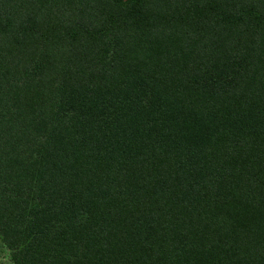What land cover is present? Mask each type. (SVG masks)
<instances>
[{
	"label": "trees",
	"instance_id": "16d2710c",
	"mask_svg": "<svg viewBox=\"0 0 264 264\" xmlns=\"http://www.w3.org/2000/svg\"><path fill=\"white\" fill-rule=\"evenodd\" d=\"M0 242L264 264V0H0Z\"/></svg>",
	"mask_w": 264,
	"mask_h": 264
},
{
	"label": "rangeland",
	"instance_id": "374dc122",
	"mask_svg": "<svg viewBox=\"0 0 264 264\" xmlns=\"http://www.w3.org/2000/svg\"><path fill=\"white\" fill-rule=\"evenodd\" d=\"M0 264H14L11 259L10 250L2 242H0Z\"/></svg>",
	"mask_w": 264,
	"mask_h": 264
}]
</instances>
